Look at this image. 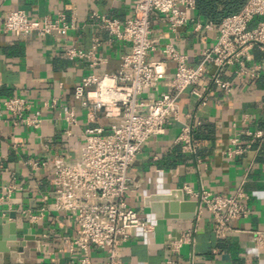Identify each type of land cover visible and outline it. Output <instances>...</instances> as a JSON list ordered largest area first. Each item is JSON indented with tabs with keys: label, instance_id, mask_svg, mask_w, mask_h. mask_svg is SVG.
<instances>
[{
	"label": "crops",
	"instance_id": "crops-1",
	"mask_svg": "<svg viewBox=\"0 0 264 264\" xmlns=\"http://www.w3.org/2000/svg\"><path fill=\"white\" fill-rule=\"evenodd\" d=\"M133 1L0 0V20L5 11L21 8L30 18L62 12L67 19L73 17L76 24L64 35L40 36L32 32L17 36L0 30V100L9 96L25 97L43 116L41 126L31 130L12 127L10 117L1 113V183L14 180L24 186L50 190V175L44 168H31L26 161L44 160L49 165L53 156H62L64 161L79 157L86 110L75 103L73 85L89 73L116 71L121 54L129 49V42L112 38L91 13L124 20L132 13ZM221 7V4L217 5L218 10ZM220 20L211 21L195 9L187 24L174 33L159 14H151L150 34L157 38V43L147 58H161V47L170 43L186 54L189 65H196L201 51L214 43ZM207 21L211 23L210 27L195 28L197 22ZM255 23L254 18L248 26ZM95 40L97 45L93 49ZM67 46L92 51L93 58L68 57L63 51ZM253 64L260 66L259 74L253 78L236 77L235 65L223 69L222 78L231 83L229 92L206 78L204 103L191 92L192 87L186 88L178 97V119L171 120L163 133L148 139L136 154L128 170L135 186L125 200L153 228L150 232L135 229L123 244L121 258L126 264H165L168 258L175 264H264V50L257 46L251 49L247 60V65ZM173 65L171 60L167 61V70L170 71ZM195 88L200 90L199 86ZM163 89V84L158 82L145 91L143 97L152 99ZM52 96H59L61 103L74 105L77 125L72 127L71 135L66 136L63 132L65 122L58 114V108L43 104ZM103 123L105 119L98 115L90 125ZM183 123L195 126L193 151L183 150L176 140ZM258 129L262 130L259 137L252 138L245 133ZM234 137L241 146L247 144L248 147L240 154L226 156L224 151ZM185 186L222 195L232 194L240 186L247 195L245 201L249 211L246 216L231 220L230 230L221 238L215 237L209 213L204 208L198 213L196 208L193 218L155 217L147 199L163 197L160 199L162 206L164 202L178 203L182 197L193 200L184 190ZM23 194H15L10 203L25 204L12 201L22 199ZM188 228H194L192 241L183 243L178 254L171 253L164 242L168 238H178ZM20 230L34 233L42 250L31 249L21 263L4 253L0 264H53L73 258L63 240L76 230L70 215L49 205L43 217L33 224L24 223ZM256 232L258 240L255 239ZM90 256L98 263L103 252L90 246Z\"/></svg>",
	"mask_w": 264,
	"mask_h": 264
},
{
	"label": "built area",
	"instance_id": "built-area-1",
	"mask_svg": "<svg viewBox=\"0 0 264 264\" xmlns=\"http://www.w3.org/2000/svg\"><path fill=\"white\" fill-rule=\"evenodd\" d=\"M194 10L195 0H134L132 13L124 20L91 13L112 38L129 42V49L121 54L116 71L89 73L73 85L75 103L86 110L79 157L64 161L62 156H53L49 165L44 160L26 161L31 168H44L50 175V190L42 191L37 186H24L14 180L0 182V214L14 211L15 218L8 217V220L15 221L20 233L24 223L33 224L43 217L49 205L75 221V233L63 239L73 258L53 264H126L121 258L123 244L135 229L150 232L153 228L125 200L135 186L128 170L136 154L148 139L163 133L171 120L178 119V97L186 88L192 87L191 92L204 103L206 78L224 92L231 90L230 81L221 76L226 66L235 65L236 77L253 78L259 74L260 66H249L247 60L254 46L264 50V0H246L238 11L222 17L214 43L201 51L196 65H189L186 54L170 43L161 47V58L148 59L157 43V38L150 34V15L159 14L176 33L187 24ZM254 18L255 25L249 27L248 23ZM210 26L209 21L195 24L196 29ZM75 27L74 18L67 19L62 12L30 18L21 8L5 11L0 20L1 31L17 36L32 32L40 36L64 35ZM96 45L95 40L93 49ZM63 51L68 57L93 58L92 51L84 52L74 46H67ZM169 60L174 63L170 71L167 70ZM158 82L164 89L152 99L144 98L143 93ZM197 86L200 90L195 88ZM43 104L58 108V114L65 122L63 132L66 136L71 135L72 127L77 125L73 103L64 104L59 102V96H52ZM1 113L10 117L12 127L36 130L43 120L41 111L22 96L1 99L0 117ZM98 115L105 123L90 125ZM194 127L183 123L177 135L176 140L185 151H193ZM245 133L255 138L262 135V130ZM247 147V144L241 146L234 137L224 154H240ZM184 190L197 202V213L201 208L208 211L217 238L227 234L231 220L246 216L249 211L245 201L247 195L240 186L229 195L204 188L193 190L187 186ZM20 193L34 198L35 205L11 204L15 194ZM193 231L194 228L183 230L178 238H168L164 246L178 254L183 243L192 241ZM255 239H259L258 232ZM90 246L103 252L98 263L90 256ZM165 264L175 262L168 258Z\"/></svg>",
	"mask_w": 264,
	"mask_h": 264
},
{
	"label": "water",
	"instance_id": "water-1",
	"mask_svg": "<svg viewBox=\"0 0 264 264\" xmlns=\"http://www.w3.org/2000/svg\"><path fill=\"white\" fill-rule=\"evenodd\" d=\"M163 197H149L147 199L151 211L155 217H186L193 218L196 214L197 202L195 200L181 198L180 202H170L166 204L160 199ZM14 202L28 203L31 207L35 205L34 198H29L26 193L22 199H14ZM8 217L15 218L14 211L7 212L6 215L0 214V263L3 259V254L15 259L21 263L24 257H27L31 249L41 251L42 245L40 240L34 233L28 231L20 233L14 220H8Z\"/></svg>",
	"mask_w": 264,
	"mask_h": 264
},
{
	"label": "trees",
	"instance_id": "trees-1",
	"mask_svg": "<svg viewBox=\"0 0 264 264\" xmlns=\"http://www.w3.org/2000/svg\"><path fill=\"white\" fill-rule=\"evenodd\" d=\"M221 4L220 10L217 5ZM243 5V0H195V9L205 18L217 22L225 15L238 11Z\"/></svg>",
	"mask_w": 264,
	"mask_h": 264
}]
</instances>
